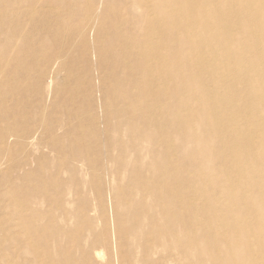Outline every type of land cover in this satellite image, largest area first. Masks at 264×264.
<instances>
[{
    "label": "bare ground",
    "instance_id": "obj_1",
    "mask_svg": "<svg viewBox=\"0 0 264 264\" xmlns=\"http://www.w3.org/2000/svg\"><path fill=\"white\" fill-rule=\"evenodd\" d=\"M74 1L86 15L101 4L72 23L84 81L70 96L84 100L94 145L56 144L40 189L25 188L16 218L30 264H264V0ZM54 5L0 0V23L12 24L0 26V72L24 79L6 64L9 47L16 60L26 50L44 69L60 65L49 83L41 72L39 101L57 91L62 53L47 40L32 48L20 20L55 18ZM7 254L0 264H13Z\"/></svg>",
    "mask_w": 264,
    "mask_h": 264
},
{
    "label": "rangeland",
    "instance_id": "obj_2",
    "mask_svg": "<svg viewBox=\"0 0 264 264\" xmlns=\"http://www.w3.org/2000/svg\"><path fill=\"white\" fill-rule=\"evenodd\" d=\"M53 9L57 15L55 18L47 19H31L28 15L20 20V31L23 38L29 36L32 48L36 50L44 49L42 43L44 40L59 45L62 53V63L65 70L58 72L56 82L59 83L57 91H55V83L45 88L46 96L43 101H39L36 94L41 91V72L45 70V81L49 83L53 81L52 71H57L59 66L54 67L50 64L49 69H44V63L36 64V60L41 57V52L30 55L25 51L19 53V60H16L17 53H13L12 48H8L10 58L7 65L15 66L21 70L22 79L15 82L3 71L0 72V149L4 151L5 157H0V249L4 253H8V257L13 264H30L31 255L25 250V240L19 237L23 236V221L16 218L18 215L24 216L27 212V203L24 201L23 195L25 188L29 185L37 189L43 184V180L48 177L46 173V164L58 161V155L54 146L60 144L65 151L77 148H88V144L93 142L92 123L87 120L85 113L81 110L84 100L81 95H73L71 90L77 86L78 89L84 81L82 74V65L77 62L76 54L79 48L76 44L79 41L76 37L75 29L72 23H77L80 19H88L93 14H98L101 4H96L89 15H86V5L76 4L74 0H53ZM85 2L87 0H84ZM98 3V2H97ZM45 8V7H44ZM28 9V6H25ZM11 11V10H9ZM95 18V17H94ZM93 18V19H94ZM100 21V20H99ZM113 18L106 22L102 34L110 33L112 30ZM4 29L12 27L10 22L0 23ZM104 26V25H102ZM100 32V33H101ZM89 34L87 45L91 47L97 42L95 33ZM16 37L21 39L17 34ZM5 41L0 38V44ZM95 60V55L91 57ZM31 73H27L26 67H32ZM70 81H73L70 84ZM98 84V82H97ZM55 92V96L60 98L54 104L55 99L49 101L51 92ZM101 94L96 93L99 97ZM66 97H71L69 101ZM77 107L80 109L78 113H74L72 109ZM104 107H96L95 114L96 125L102 128V115ZM37 122L39 129H30V126ZM49 124L54 125V131L47 133L46 129ZM27 128L25 131H23ZM53 131L54 137L59 138V134L65 137L61 143L50 139V133ZM55 137V138H56ZM71 160L73 155L67 154ZM74 161L78 162L79 159ZM53 173L66 175L59 172L55 167L51 169ZM83 172H80L82 174ZM110 206V205H109ZM108 207V206H107ZM16 212V214H15ZM111 214H107L110 217ZM29 237V236H28Z\"/></svg>",
    "mask_w": 264,
    "mask_h": 264
}]
</instances>
